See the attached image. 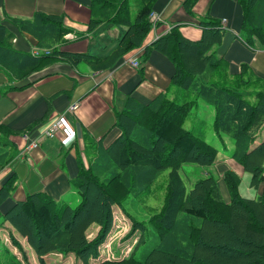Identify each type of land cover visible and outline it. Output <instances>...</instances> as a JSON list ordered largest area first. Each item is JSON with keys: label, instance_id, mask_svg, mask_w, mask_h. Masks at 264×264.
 Returning <instances> with one entry per match:
<instances>
[{"label": "trees", "instance_id": "trees-1", "mask_svg": "<svg viewBox=\"0 0 264 264\" xmlns=\"http://www.w3.org/2000/svg\"><path fill=\"white\" fill-rule=\"evenodd\" d=\"M92 1L89 28L100 23L126 27L115 49L104 56L61 51L57 45L65 41L63 17L56 13L37 11L28 19L12 18L19 29L37 39V46L50 50L39 56L15 49L13 34L0 21V71L8 76L7 90L28 86L30 81L15 82L59 59L71 64L84 61L93 70H102L141 46L151 27L148 14L155 0ZM195 2L184 0L188 14H194ZM238 2L246 43L250 46L256 39L264 46V0ZM198 21L202 36L197 40L186 38L175 24L145 46V57L158 50L173 63L174 93H161L147 103L129 96L124 108L115 113L120 133L106 147L87 136V164L78 157V172L71 180L78 194L75 204L55 201L43 192L13 200V174L0 186V225L9 221L26 237L40 264L51 262L46 256L57 253H72L82 264H264V188L256 197H243L241 178L228 169L222 173L229 194L225 201L212 172L197 176L188 190L181 175L184 164L203 167L216 161L218 147L193 127L184 126L193 117L192 109L203 102L214 112L213 131L232 140L229 156L249 174L248 185L256 188L264 182V138L256 141L264 125V79L252 74L246 64H241L237 74L230 72L226 59L216 52L223 32L221 21ZM13 133L0 124V168L16 155L9 139ZM165 169L161 207L143 212L141 218L136 207L129 211V203L139 202L148 212V199ZM117 208L127 216L126 237L137 233V241L126 255L116 258L106 257L101 246L104 254L100 250L99 258V246L115 224L112 218ZM90 228L96 230L94 236H88ZM147 246H151L147 253H141ZM0 264L24 262L0 243Z\"/></svg>", "mask_w": 264, "mask_h": 264}, {"label": "crops", "instance_id": "crops-1", "mask_svg": "<svg viewBox=\"0 0 264 264\" xmlns=\"http://www.w3.org/2000/svg\"><path fill=\"white\" fill-rule=\"evenodd\" d=\"M92 2L0 0V19L1 16L4 18L3 24L13 34V47L30 52L33 48L43 47L37 46V39L19 29L12 18L28 19L37 11L56 13L63 17L62 37L65 41L57 45L61 51L104 56L115 49L126 27L100 23L89 28ZM183 3L184 0H155L151 11L157 13L158 21L150 27L141 46L123 54L106 69L93 70L84 61L71 64L59 59L15 82L21 84L30 81L28 86L10 90L6 89L10 85L7 74L0 71V124L13 130L9 139L16 149L15 157L0 168V186L10 175H15L11 191L13 200H23L28 194L43 192L61 203L75 204L78 201L71 180L78 172V157L87 164V136L106 147L120 133L115 126V113L124 108L129 96L140 103H147L161 93H174L175 88L171 83L174 65L171 60L158 50H151L146 57L143 51L145 46L175 24H179L186 38L197 40L202 36V29L198 25L200 18L224 20L222 38L216 46L217 54L226 59L230 72L237 74L241 64H246L252 74L264 79V46L256 39L250 46L246 43L241 29L242 9L238 0H196L192 7L193 15L187 13ZM67 34L72 36L67 38ZM135 53L140 62L138 67L127 62ZM73 102H78V107L75 112L67 114L65 127L58 134L59 137L45 138L25 153L30 141L38 135L49 118L65 112ZM25 133L27 138H24ZM214 134L220 140V146L227 150L218 149L216 161L221 163L215 164V171L223 173L231 169L241 178L246 172L240 163L227 155L231 150L227 149V136ZM230 144L232 148L233 142ZM218 183L221 194L225 193L223 198L229 201L223 179ZM248 186L253 198L262 192L264 182L256 188Z\"/></svg>", "mask_w": 264, "mask_h": 264}, {"label": "rangeland", "instance_id": "rangeland-1", "mask_svg": "<svg viewBox=\"0 0 264 264\" xmlns=\"http://www.w3.org/2000/svg\"><path fill=\"white\" fill-rule=\"evenodd\" d=\"M198 104H199L198 107L192 109L193 117H191L190 120H186L184 122V126L187 128L193 127V129L197 133L203 136L208 142L218 147L220 151H227L220 146L221 145L220 140L214 134L212 128L213 110L211 106H207L203 102H199ZM263 138H264V125L260 129L259 134L256 137V141L259 142ZM227 140H228L227 144L229 146L227 149L230 150L231 149L230 143L232 140L229 137H227ZM227 155H229V152ZM217 163H221V161L218 162L216 161V163H214L212 166H203V167H198L194 164H184L181 167L180 171L183 179L185 180V185L187 190L191 188L197 176L205 174L207 172L208 173L212 172L215 176H217L218 181L222 180V173L215 171L216 169L215 164ZM167 172L168 170L165 169L161 173H159L160 175L157 178L156 185L154 184L153 187L155 191L153 192V195H150V198L148 199L150 203V206L149 205L147 206L149 207L148 212L146 210L143 211V207L139 202H133V204L129 203L128 206L130 208H128V210L132 212L133 208L136 207L138 211L137 215L140 218L143 216V212L148 214L151 213L152 211H155L156 208L158 210L162 205V201L164 197V189L162 187L166 183ZM248 179H249L248 173H245L241 177L239 192L241 195H243V197H251L249 193L250 187L247 185ZM251 191H254L253 188H251ZM222 196L224 197L225 193ZM114 211H117V213L115 212V215L113 216L112 219L113 221L116 220L115 222L117 223V225L112 224L111 228L105 235L103 243L99 246L98 249L99 258L102 252H103L102 254H104V251L101 249V246H103L104 249H106L107 251L106 257L111 256L110 258H116L121 255L123 256L126 255L128 250H130V248L132 247V244L135 243L138 238L137 233L133 234V232L129 235V237H126V234L130 228L128 220L126 219L127 216L120 208H117ZM95 231L96 230H94V228H90V230L88 231V236H94V234L96 233ZM12 237L18 242V245L20 247L15 245V243H13ZM113 237L115 238L114 241L111 244H109L110 240H112ZM0 243L1 246L6 247L8 251L14 253L19 260L24 262V264H40L38 256L34 252V249L31 247V245L28 243L26 237L22 236V234H19L15 230V227L9 221H5L3 222V224L0 225ZM150 247L151 246H147L142 250L140 249L141 253L146 254L147 251L150 249ZM108 248H110V250ZM116 253H119L120 255H117ZM50 255L52 256L50 257ZM50 255L47 256L45 255L47 260L51 259V262H47V264H82L81 260L76 259L72 253L67 255H62L60 253H57L55 255L54 254H50ZM93 259L97 260L96 257Z\"/></svg>", "mask_w": 264, "mask_h": 264}, {"label": "built area", "instance_id": "built-area-1", "mask_svg": "<svg viewBox=\"0 0 264 264\" xmlns=\"http://www.w3.org/2000/svg\"><path fill=\"white\" fill-rule=\"evenodd\" d=\"M3 17L1 16L0 21H3ZM148 19L149 22L151 24V26L155 25L158 21V15L155 11H150V13L148 14ZM224 20H221V25H224ZM71 34H67L66 37L69 38L71 37ZM50 50L49 49H42V48H33L30 51V55L33 56H39L41 54H47L49 53ZM127 62L134 66V67H138V65H140L139 59L135 53V55L133 57H129L127 59ZM78 107V102H73L69 105V107L67 108V110L61 114H58L52 118H49L48 122H46V124L40 128V131L38 132V135L32 139L29 143V145L27 146V148L25 149V153L29 150V149H33V147L37 146L43 139L45 138H57L59 137L58 134H60V132L64 129L65 127V120H66V116L69 113H73L75 112V110ZM24 138H27V134H24ZM26 159H28V157L26 156ZM115 215V214H114ZM116 221V220H115ZM122 221V220H120ZM124 222V221H123ZM114 225H117V223L115 222ZM114 235V234H113ZM114 237L112 238V240H110L109 244H111V242L114 241ZM110 250V248H108ZM129 251V250H128ZM128 253V252H127Z\"/></svg>", "mask_w": 264, "mask_h": 264}]
</instances>
